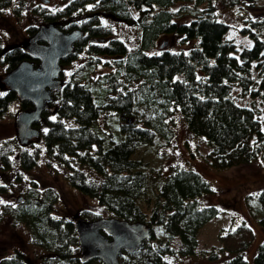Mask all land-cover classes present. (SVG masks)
Segmentation results:
<instances>
[{"label": "trees", "instance_id": "obj_1", "mask_svg": "<svg viewBox=\"0 0 264 264\" xmlns=\"http://www.w3.org/2000/svg\"><path fill=\"white\" fill-rule=\"evenodd\" d=\"M258 1L264 3L63 0L51 10L41 5L31 7L42 21L51 20L62 30L82 29L60 64H67L80 53L85 57L51 91L48 107L55 103V116L46 114L48 108L42 110L40 118L46 127L38 135L47 156L67 167L68 184L94 199L106 215L141 221L149 227V237L141 247L121 251L119 264H169L164 253H193L197 230L219 212L216 205L199 200L214 189L195 168L171 164L158 186L145 187L148 174L135 149L141 144L151 145L154 138L158 144L170 141L172 110L177 109L187 130L208 145L207 166L224 169L253 160L264 166V39L252 28L264 27V17H246L248 23L236 27L247 30L251 37L249 45L239 48L226 35L231 25L217 17L219 7L237 5L250 10ZM10 2L0 0V9ZM103 15L136 26L137 44L128 47L114 36L101 22ZM35 28L28 25L25 29L30 34ZM161 34L192 43L185 50L163 46L151 50ZM23 58H29L23 42L0 43V63L6 70ZM36 61L32 59L33 64ZM99 62L104 68H96L95 76L91 75ZM243 97L247 99L239 100ZM13 98L17 97L9 88L0 93V114ZM19 102L22 108L31 106L26 99ZM100 115L102 124L97 122ZM34 124L37 127L38 121ZM17 141L13 137L0 143L1 169L9 168L12 162L23 168L34 163L35 153ZM5 190L0 183V197ZM56 200L52 187L39 190L28 186L13 202L0 200V221L6 217L11 225H25L30 242L51 253L44 258L47 264H103L97 257L79 259L72 221L52 215ZM244 204L248 216L264 231V186L247 193ZM79 213L85 219L104 215L87 207ZM252 235L244 219L220 230V244L208 250V264H264V234L250 259L244 257ZM174 236L178 238L176 248L169 244ZM220 253L226 256L216 261ZM0 264L29 263L23 250L13 247L9 254L0 256Z\"/></svg>", "mask_w": 264, "mask_h": 264}, {"label": "rangeland", "instance_id": "obj_2", "mask_svg": "<svg viewBox=\"0 0 264 264\" xmlns=\"http://www.w3.org/2000/svg\"><path fill=\"white\" fill-rule=\"evenodd\" d=\"M63 0H11V2L0 9V43L10 45L13 43H22L26 41L28 25H36L44 22L39 14L34 13L31 7L34 5L44 6L51 10L62 4ZM243 4V3H242ZM244 5V4H243ZM17 8V9H16ZM238 11L240 13H238ZM217 17L228 22L226 35L230 36L235 45L239 48L242 45H249L251 37L247 30L240 31L236 28L238 25L248 23V17H264V3L258 1L253 9H239V6L219 7ZM247 17V18H246ZM101 22L107 24L113 32V35L123 40V42L132 47L137 44V27L129 25L120 19L109 15H103ZM249 28V25L247 26ZM259 35L264 39V27L258 29ZM192 40H186L183 43L178 42L177 37L171 34H161L155 40V45L151 50H157L160 47L170 49H187ZM150 51V50H149ZM82 53L75 56L67 64L61 65L63 71L60 81L66 79L73 72V68L84 59ZM103 61V57L100 58ZM102 63H98L91 72L96 74L95 70L103 69ZM5 66L0 63V93L4 92L7 86L2 82L1 76L5 72ZM232 95L233 91H232ZM247 99L246 97L239 100ZM22 109L17 98L9 100L5 109L0 114V143L16 138L13 125L17 112ZM46 114L50 117L55 116V103H51ZM123 116L122 118H124ZM117 118V117H116ZM173 137L166 144H158L157 138H154L150 145L141 144L135 149V156L141 160V166L146 169L148 174L146 179V188L160 183L162 176L167 173L171 164H180L187 168H195L201 172L207 179L213 191L208 194H202L199 200L203 204H214L218 208V213L206 220L197 230L196 245L191 254L164 253L163 258L169 264H208V250L220 244L217 234L220 230L232 227L240 219H244L252 229V239L244 251V257L249 260L257 243L263 237L264 231L255 220L248 216L244 204V196L247 193H253L264 186V166L258 161L253 160L246 163H239L224 169H215L205 163V154L208 145L203 138L191 134L183 121L182 115L177 109L171 112ZM70 123L69 121H65ZM97 122L102 124V116H98ZM46 124L43 118L38 120V130L45 129ZM18 142V141H17ZM19 145L25 147L29 152L35 153L34 163L23 168L12 162L7 169L0 168V183L5 185V192L1 195V201L13 202L16 196L22 194L28 186H34L37 189L52 187L57 193L52 215L62 216L73 221L80 216L81 208H91L94 212L105 214L103 208L96 204L95 200L83 196L77 189L67 183L65 174L67 167L57 161L56 158H49L44 150L41 136L30 137L27 142ZM14 151H18L16 148ZM14 155H16L14 153ZM134 157V155H132ZM1 165V162H0ZM151 170H150V169ZM91 176L99 178L94 173ZM29 233L25 225L20 222L10 224V221L3 217L0 221V256L9 254L13 247L23 250L26 260L29 264H47L44 258L51 253L30 242ZM169 244L176 248L178 238L174 236ZM78 254V249L75 252ZM226 253H220L216 261L222 260ZM93 264V263H86Z\"/></svg>", "mask_w": 264, "mask_h": 264}, {"label": "water", "instance_id": "obj_3", "mask_svg": "<svg viewBox=\"0 0 264 264\" xmlns=\"http://www.w3.org/2000/svg\"><path fill=\"white\" fill-rule=\"evenodd\" d=\"M82 34L78 26L62 30L48 20L36 26L23 42L29 58H23L7 69L2 82L18 100L26 99L29 108L20 109L13 121L19 143L39 133L35 122L48 108L51 91L60 86V60L72 50L74 41ZM32 59H36L33 64ZM79 250V259L99 258L103 264H119L122 250L133 251L149 237V227L141 221H127L114 215H101L91 219L77 216L72 221Z\"/></svg>", "mask_w": 264, "mask_h": 264}, {"label": "bare ground", "instance_id": "obj_4", "mask_svg": "<svg viewBox=\"0 0 264 264\" xmlns=\"http://www.w3.org/2000/svg\"><path fill=\"white\" fill-rule=\"evenodd\" d=\"M144 241V240H143Z\"/></svg>", "mask_w": 264, "mask_h": 264}]
</instances>
